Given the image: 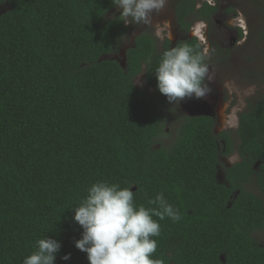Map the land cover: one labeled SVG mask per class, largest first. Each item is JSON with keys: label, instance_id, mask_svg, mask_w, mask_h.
<instances>
[{"label": "trees", "instance_id": "obj_1", "mask_svg": "<svg viewBox=\"0 0 264 264\" xmlns=\"http://www.w3.org/2000/svg\"><path fill=\"white\" fill-rule=\"evenodd\" d=\"M3 4L10 9L0 15V264H22L47 236L62 245L55 264H89L75 247L83 229L73 208L97 181L130 187L145 208L163 192L179 209L180 222L159 221L153 259L264 264V247L252 238L264 229V204L245 190L253 181L264 192V95L239 116L242 160L221 184L215 175L220 155L232 151L228 134L214 135L212 118L185 117L170 147L154 148L163 117L134 84L144 74L154 96H162L155 68L163 51L195 45V37L165 40L158 49L154 37L140 35L122 67L102 59L127 31L119 15L108 17L112 0ZM194 9L195 0L178 4L183 33ZM213 10L204 4L200 12ZM68 253L70 260L61 259Z\"/></svg>", "mask_w": 264, "mask_h": 264}, {"label": "clouds", "instance_id": "obj_2", "mask_svg": "<svg viewBox=\"0 0 264 264\" xmlns=\"http://www.w3.org/2000/svg\"><path fill=\"white\" fill-rule=\"evenodd\" d=\"M169 2L112 0L120 13L118 19L125 25L154 26L157 37L163 38L166 34L172 39L170 22L154 23V17L161 16ZM208 3L213 4V0ZM239 26H244L243 18L239 20ZM206 27L204 22L193 26L191 36L196 38L197 44L179 42L161 55L155 68L157 87L170 103L178 104L185 98L202 99L211 92L206 81H215V72L207 62L208 47H202L206 41ZM223 86L230 94L235 92L240 97L239 105L232 108L226 119L222 118L224 125L236 127L237 112L244 106L243 97L251 95L255 87L241 91L233 82H225ZM86 192L79 205L73 208V219L83 229L82 238L75 241V247L87 254L89 264H164L161 259H153L157 251V240L153 238L161 235L159 221L168 218L174 223L180 222L182 215L165 199L163 192L149 198L148 203L153 205L150 208L137 205L131 188L121 187L119 183L97 181ZM61 246L56 239L41 238L22 264H55ZM61 259L70 260L71 254H65Z\"/></svg>", "mask_w": 264, "mask_h": 264}, {"label": "rangeland", "instance_id": "obj_3", "mask_svg": "<svg viewBox=\"0 0 264 264\" xmlns=\"http://www.w3.org/2000/svg\"><path fill=\"white\" fill-rule=\"evenodd\" d=\"M204 0H198L203 2ZM216 5L218 11L211 20L210 24L205 29V44L203 47H208L209 58L208 63L215 72V81L208 82L211 92L207 94L205 98L196 99L202 106L205 105L208 109V113L211 111L214 113L215 118V131H224L231 138L237 142V126L228 127L224 125L223 119L231 113L232 108L237 107L240 103V97L235 92L229 93L223 86L225 82H233L241 91L254 86L255 91L248 96L243 97L244 106L241 111L237 112V118L239 113L246 110L248 103H252V99H257L260 94L264 93V0H213V4ZM232 8L236 15H239V19L243 18L245 31L242 33L243 39L240 45H231L230 40L234 34L235 23H231L230 29L221 28L216 21L221 22L226 18V10ZM10 9L7 4L0 5V15ZM173 0H170L166 7L165 12L159 16L154 17V23L160 21L170 22L172 18ZM120 13L115 9L108 14V17L113 19L114 16ZM200 21L194 20L193 26ZM192 26V27H193ZM126 35L121 39L117 50L113 51L109 55L102 57L103 60L117 61L122 67L125 64V53L130 48L136 37L147 34L151 35L156 40L158 49H161L162 42L165 39L171 42L180 38L177 30L171 26L172 39H169L165 34L163 38L155 35L154 26H143L136 24L126 25ZM250 33V35H249ZM191 37V33L189 35ZM135 86L139 90L145 91L152 99L155 107L161 112L163 117V135L157 138L154 148H166L168 149L174 140L178 129L183 122V119L187 117L184 99L177 103H170L165 95L154 96L151 88H148L144 81V74H141L135 79ZM253 99V100H254ZM238 124V122H237ZM236 144V145H237ZM221 146V143H220ZM240 157L237 153H233L229 157H220L217 178L219 183L224 184L223 176L225 170L232 165L240 161ZM245 190L257 198L261 199L264 204V193H262L255 185L253 181H250L245 185ZM252 238L261 247H264V229L254 232Z\"/></svg>", "mask_w": 264, "mask_h": 264}, {"label": "flooded vegetation", "instance_id": "obj_4", "mask_svg": "<svg viewBox=\"0 0 264 264\" xmlns=\"http://www.w3.org/2000/svg\"><path fill=\"white\" fill-rule=\"evenodd\" d=\"M181 0H173V10H172V18H171V20H170V25L175 29V30H177L178 31V33H179V35H180V38L179 39H177L176 41H174V42H171L170 40H168V39H165V40H168V41H170L171 42V44H174L175 42H177L178 40H180V39H183L184 37H189V35H190V33H191V30H192V26H193V22H194V20H198V21H200V22H204L206 25H209L210 24V22H211V20H213V17L216 15V13H217V11H218V9H217V7H216V5H212V4H209L208 3V0H204L203 2H198V0H195V9H194V13H189V15H185L184 16V22L186 23V24H188L189 25V29H188V31L186 32V33H183L182 31H180L179 30V24H180V20L178 19V13H177V7H178V4H179V2H180ZM204 4H206V5H208V6H210V7H212L214 10L208 15V16H206V15H202V13L200 12V10H202L203 9V7H204ZM4 5V4H3ZM8 5V4H7ZM112 12V11H111ZM110 13V12H109ZM225 16H227L226 18H224V20L221 22V20H217L216 21V23L218 24V26L219 27H223V28H227V29H230L231 27H232V22H235V26H233L235 29H234V34H233V37H231V39L232 40H230V42H231V45L232 44H234V42L236 43V45H240L241 44V42H243V41H241L242 39H243V37L244 36H242V33L245 31V28H244V26L243 27H240L239 26V15H236V12H234V10L232 9V8H228L227 10H226V13H225ZM127 28V27H126ZM147 35V34H146ZM249 35H250V33H249ZM149 36H151V35H149ZM153 37V36H152ZM191 37H193V36H191ZM262 37H264V35L262 34ZM164 40V41H165ZM164 41L162 42V44L164 43ZM162 46V45H161ZM262 95H264V93L263 94H260V96L257 98V99H252V103H248V105H247V107H246V110L245 111H243V112H241V113H239V115H238V124H239V116L242 114V113H245V112H248L249 111V109L258 101V99L262 96ZM184 108H185V112H186V114H187V117H192V118H194V117H209V118H212V120H213V129H212V133L214 134V135H221L222 133H226V132H224V131H221V132H216L215 131V126H216V123H215V118H214V113L211 111L210 113H208V109H207V107L205 106V105H201L196 99H194V98H191V99H189V98H185L184 99ZM237 124V125H238ZM237 129H238V126H237ZM227 134V133H226ZM177 135V134H176ZM228 136H229V134H228ZM238 136V135H237ZM176 137V136H175ZM230 137V136H229ZM175 139V138H174ZM230 139H231V141H232V144H233V147H232V151L230 152V154L229 155H224L223 153L220 155V157L221 156H223V157H229V156H231L233 153H237L238 154V152H237V149H238V145H239V140H237V142H238V144L235 142V140L233 139V138H231L230 137ZM237 139H238V137H237ZM219 142L221 143V144H223V140L222 139H219ZM237 144V145H236ZM225 150H223V152H224ZM221 152H222V150H221ZM238 156H239V154H238ZM240 157V156H239ZM240 159H241V157H240ZM219 160H220V158H219ZM242 160V159H241ZM241 160L238 162V163H240L241 162ZM237 164V163H236ZM235 165V164H234ZM256 168V167H255ZM217 172H218V167H217ZM216 179H217V181H218V178H217V173H216ZM225 176H226V170H225V173H224V176H223V181H224V183H225ZM250 182V181H249ZM248 182V183H249ZM262 193H264V192H262Z\"/></svg>", "mask_w": 264, "mask_h": 264}, {"label": "snow or ice", "instance_id": "obj_5", "mask_svg": "<svg viewBox=\"0 0 264 264\" xmlns=\"http://www.w3.org/2000/svg\"><path fill=\"white\" fill-rule=\"evenodd\" d=\"M243 23V22H242Z\"/></svg>", "mask_w": 264, "mask_h": 264}]
</instances>
